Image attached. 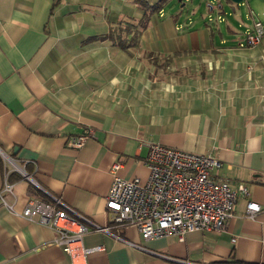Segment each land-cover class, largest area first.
I'll use <instances>...</instances> for the list:
<instances>
[{
    "label": "crops",
    "instance_id": "0c3cea01",
    "mask_svg": "<svg viewBox=\"0 0 264 264\" xmlns=\"http://www.w3.org/2000/svg\"><path fill=\"white\" fill-rule=\"evenodd\" d=\"M217 1L224 10L233 5ZM174 2L199 6L192 0L169 6ZM233 6L239 7L229 12L234 21L222 16L215 31L205 15L199 22L183 21L180 13L165 19L164 11L131 47L134 34L114 31L142 19L136 0H0V191L12 187L3 195L18 214L0 198V264H264V210L247 216L249 202L264 209V103L247 93L250 86L264 91L259 62L264 48L240 50L247 57L241 55L235 82L230 79L224 88L235 84L239 96L229 101L235 107L228 102L223 110L209 98L182 99L181 106L160 103L143 76L148 55L190 60L239 45L244 34L238 28L245 26L240 4ZM259 11L264 17L261 5ZM245 59L259 62L252 85L241 70ZM250 106H257L254 114L244 109ZM88 130L92 137L82 148L68 146ZM148 143L210 155L220 163L218 178L233 188L246 185L249 196L238 201L225 230L191 232L183 242L146 241L129 226L120 231L127 243L89 232L69 255L55 244L54 230L19 216L31 200L52 205L59 200L76 222L84 223L79 215L95 226H110L106 197L112 170L119 164L117 176L144 183L150 173ZM95 247L105 252L85 254Z\"/></svg>",
    "mask_w": 264,
    "mask_h": 264
},
{
    "label": "built area",
    "instance_id": "2783aa9c",
    "mask_svg": "<svg viewBox=\"0 0 264 264\" xmlns=\"http://www.w3.org/2000/svg\"><path fill=\"white\" fill-rule=\"evenodd\" d=\"M263 38L264 24L259 21L243 35L239 45L242 48L258 46ZM91 137L88 130L79 137L69 139L68 146L80 149ZM147 146L146 165L150 173L144 183L140 179L124 180L117 176L121 168L119 164L112 170L114 180L106 197V209L111 215L110 226H95L79 215L76 216L84 223L76 222L69 215L71 209L59 200H55L54 205L31 200L19 216L28 221L37 220L54 230L57 235L55 244L69 255L89 232L104 233L127 243L120 231L129 226L137 228L146 241L177 237L183 242L191 232L219 233L225 230L235 215L238 201L249 196L246 185L233 188L228 180L218 178L216 171L220 163L210 155L154 143ZM11 192L12 187L7 186L0 191V198L9 211L17 214L3 195ZM263 210L261 205L249 202L247 216L255 218ZM67 223L76 224L77 229L71 230ZM84 252L100 254L105 249L95 247Z\"/></svg>",
    "mask_w": 264,
    "mask_h": 264
},
{
    "label": "rangeland",
    "instance_id": "374dc122",
    "mask_svg": "<svg viewBox=\"0 0 264 264\" xmlns=\"http://www.w3.org/2000/svg\"><path fill=\"white\" fill-rule=\"evenodd\" d=\"M192 1L195 4H199L198 8L193 6V4H187V7L182 8L178 2H174L172 6H166L164 9L166 12L165 19H174L176 16L182 14L181 17L183 21H188L190 19L194 22H199L202 20V16L205 15L206 21L209 23L208 25L210 27L212 25V29L215 31V29H218L217 25H219L218 23L220 20L228 19V21H234V18L229 16V12L232 11L233 14H235V10L239 8L238 6H233L235 4L238 5L233 2H231L233 3V5L230 6L231 9L229 8L228 10H224L223 7H219V2L217 0H209L207 3L202 2V0ZM260 5L264 8L263 0H243L240 3L241 17L243 18L242 20L245 27L243 29L238 28L239 34H246V29L253 26L255 19L257 21L262 20V22H264V17H261L259 13ZM250 7L254 11V14L250 13ZM222 16L225 19L222 18ZM120 27L125 28L124 30L118 28V30L121 29L122 31H126L127 29L128 31H132L131 25H124ZM222 27L223 29L225 28V22H223ZM132 32H136V29ZM260 47L261 49L264 48V38L258 46L248 48H242L240 45H234L233 47L229 46L222 48L223 51L221 52L216 50L210 54L201 52L199 54H195V56L190 55V60L187 59L188 56L182 55L169 58H160L158 56L148 55L143 59L144 62L141 61L144 64L143 72L145 73L143 76L146 80L148 90L151 92L148 93L153 95L152 99H156L160 103L165 101L168 103H180L182 99H192L198 101L202 98H209L215 100L216 106L220 110H223L226 103L233 101L235 97L239 96L238 91L236 92L234 88L235 84H233L227 91L224 90V88L227 84H229L230 79L235 82V73L240 72L238 64H241V55L247 57L246 54L239 53L240 50H254ZM225 50L227 53L224 52ZM234 50L237 51V54ZM244 61H246V63L243 65V68H241L243 77L245 80H249V85H252L253 80H251V77L254 71L257 70L258 63L264 62V58L260 57L259 62H256V64L252 61L249 62L250 59H245ZM251 87L252 86H250V89ZM250 89H247L249 97H255V99L253 98L254 100H260V102L262 101V103H264V91L262 93L261 90ZM147 99H150L149 96ZM233 104L234 102H229L228 106L235 107ZM237 107L238 106L236 105V108ZM244 109L246 112L248 110L252 113L254 109H257V106H250V108L244 107Z\"/></svg>",
    "mask_w": 264,
    "mask_h": 264
},
{
    "label": "trees",
    "instance_id": "16d2710c",
    "mask_svg": "<svg viewBox=\"0 0 264 264\" xmlns=\"http://www.w3.org/2000/svg\"><path fill=\"white\" fill-rule=\"evenodd\" d=\"M173 0H159L157 3L155 4H150L147 0H136V4L138 5V8L143 12V17L142 19L137 23H128L127 25H131L132 26V31H134V29H136V32H132V31H128L126 29V31H122L121 29L124 30L123 27H118L121 28L120 30H115L114 33L115 34H121V33H131L134 34V38L133 40L129 43L131 47H133L136 44V36L141 35V33L143 31H145L146 29H148L151 19L152 17H154L155 15H160L162 12H164V9L166 6H168ZM229 2H231V0H228ZM134 26V27H133ZM120 31V32H119ZM120 47L122 49H127V43L123 42V41H119L117 42Z\"/></svg>",
    "mask_w": 264,
    "mask_h": 264
},
{
    "label": "water",
    "instance_id": "95a60500",
    "mask_svg": "<svg viewBox=\"0 0 264 264\" xmlns=\"http://www.w3.org/2000/svg\"><path fill=\"white\" fill-rule=\"evenodd\" d=\"M233 3L240 4L243 0H231Z\"/></svg>",
    "mask_w": 264,
    "mask_h": 264
}]
</instances>
